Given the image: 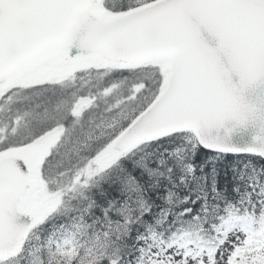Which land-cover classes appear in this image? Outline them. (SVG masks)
Listing matches in <instances>:
<instances>
[{
	"label": "snow or ice",
	"instance_id": "1",
	"mask_svg": "<svg viewBox=\"0 0 264 264\" xmlns=\"http://www.w3.org/2000/svg\"><path fill=\"white\" fill-rule=\"evenodd\" d=\"M56 88L75 90L0 123V264H16L69 194L144 142L190 131L264 157V0H0V112ZM257 121L247 148L216 135ZM214 228L161 242L144 264H264V201ZM106 255L103 242L85 254L73 239L51 264Z\"/></svg>",
	"mask_w": 264,
	"mask_h": 264
},
{
	"label": "trees",
	"instance_id": "2",
	"mask_svg": "<svg viewBox=\"0 0 264 264\" xmlns=\"http://www.w3.org/2000/svg\"><path fill=\"white\" fill-rule=\"evenodd\" d=\"M64 86L72 87V82ZM74 90L29 93L30 98L18 101L11 112H0V123L37 105V111L54 109ZM104 172L75 198L72 209L82 225L100 229L130 211L128 232L114 257H125V264L128 259L131 264H144L147 251L159 238L171 242L193 232L214 236V226L233 210L243 214L253 202L264 201L263 157L206 150L192 132L143 144ZM71 230L70 218L63 216L44 223L33 234L48 245L69 236ZM31 245L32 237L26 250L30 258ZM104 264H110V258Z\"/></svg>",
	"mask_w": 264,
	"mask_h": 264
},
{
	"label": "rangeland",
	"instance_id": "3",
	"mask_svg": "<svg viewBox=\"0 0 264 264\" xmlns=\"http://www.w3.org/2000/svg\"><path fill=\"white\" fill-rule=\"evenodd\" d=\"M104 175L105 172L98 174L80 191L69 194L65 200L64 205H62L61 208L45 222L48 223L49 221H56L63 216H67L68 218H70V223L72 226V230L70 231L69 236L65 237L58 243H50L48 245H44L40 242V237L38 236V234H33L31 245L32 258H30V252L27 253L26 251L25 254L16 261V264H51V262L53 261V253L57 250V248L61 245H64L65 241L73 239L79 242L84 247L85 254H87V250L94 248V246L99 241L103 242L107 247V255L105 259H111L118 255L120 240L122 237H124V235L127 234L129 229V221L132 218L130 211H126L124 213L123 219L118 218L116 220H111V222L106 225L105 229H100L99 227H97V225H94L92 228H88L83 225L84 227L78 229L77 226L82 224L75 216V212L72 209V203L75 198L80 195V193L85 188L92 186L98 178L101 179ZM50 190L55 191L56 188L54 186H50ZM105 233H108V235L105 236ZM71 234H73V236H71ZM184 235L186 234H181L178 237ZM161 242L165 241L159 238L151 248L159 246ZM65 246L67 247V245Z\"/></svg>",
	"mask_w": 264,
	"mask_h": 264
},
{
	"label": "water",
	"instance_id": "4",
	"mask_svg": "<svg viewBox=\"0 0 264 264\" xmlns=\"http://www.w3.org/2000/svg\"><path fill=\"white\" fill-rule=\"evenodd\" d=\"M213 43H215V42L213 41ZM260 128H261V122H259V121L252 123V124H249L247 127L239 126V125L233 127V124L230 122L227 125V127L216 130V135H218L222 140H226L227 143L230 144L231 146L243 149V148H247L249 145H251L254 142L253 138L255 135H257L259 133ZM229 129H232V130L229 132ZM185 132H190V131H185ZM164 137H167V136H164ZM164 137H160L158 139H154L151 141L144 142L140 146H142L143 144L149 143V142H153V141L162 139ZM200 145L203 148H205L206 150H209L212 152H217V153L236 154V155L249 154L246 152L221 151V150L208 148L202 144H200ZM136 149L137 148L133 149L132 151H134ZM132 151H130L129 153H131ZM129 153H127V154H129ZM252 155H255V154H252ZM29 219H30L29 217H21V220L24 222H27Z\"/></svg>",
	"mask_w": 264,
	"mask_h": 264
},
{
	"label": "bare ground",
	"instance_id": "5",
	"mask_svg": "<svg viewBox=\"0 0 264 264\" xmlns=\"http://www.w3.org/2000/svg\"><path fill=\"white\" fill-rule=\"evenodd\" d=\"M115 219H118V218H116V217H114ZM113 219V218H112Z\"/></svg>",
	"mask_w": 264,
	"mask_h": 264
}]
</instances>
